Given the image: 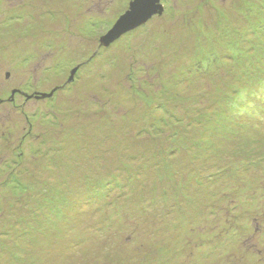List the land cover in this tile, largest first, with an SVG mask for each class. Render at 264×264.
I'll return each instance as SVG.
<instances>
[{
	"label": "rangeland",
	"instance_id": "rangeland-1",
	"mask_svg": "<svg viewBox=\"0 0 264 264\" xmlns=\"http://www.w3.org/2000/svg\"><path fill=\"white\" fill-rule=\"evenodd\" d=\"M133 1L0 0V264H264V0Z\"/></svg>",
	"mask_w": 264,
	"mask_h": 264
},
{
	"label": "water",
	"instance_id": "water-1",
	"mask_svg": "<svg viewBox=\"0 0 264 264\" xmlns=\"http://www.w3.org/2000/svg\"><path fill=\"white\" fill-rule=\"evenodd\" d=\"M163 0H134L130 10L120 18L114 28L102 38L101 44L108 47L124 34L149 22L154 16L164 12ZM76 70L73 71L69 82L74 81Z\"/></svg>",
	"mask_w": 264,
	"mask_h": 264
},
{
	"label": "trees",
	"instance_id": "trees-1",
	"mask_svg": "<svg viewBox=\"0 0 264 264\" xmlns=\"http://www.w3.org/2000/svg\"><path fill=\"white\" fill-rule=\"evenodd\" d=\"M221 169H218V171H220ZM214 172H216L217 173V169L216 170H214ZM117 205V204H116Z\"/></svg>",
	"mask_w": 264,
	"mask_h": 264
}]
</instances>
